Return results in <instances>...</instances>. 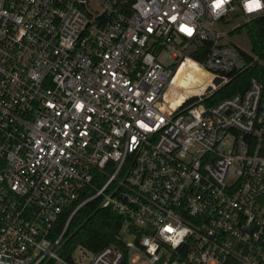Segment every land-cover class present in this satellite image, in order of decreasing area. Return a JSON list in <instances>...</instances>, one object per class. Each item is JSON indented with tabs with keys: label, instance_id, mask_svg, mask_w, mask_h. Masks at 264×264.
I'll return each instance as SVG.
<instances>
[{
	"label": "built area",
	"instance_id": "2783aa9c",
	"mask_svg": "<svg viewBox=\"0 0 264 264\" xmlns=\"http://www.w3.org/2000/svg\"><path fill=\"white\" fill-rule=\"evenodd\" d=\"M255 18L264 0H0V264H264V64L202 102L257 61L216 24ZM185 61L210 78L171 105ZM92 199L120 216L116 242L63 257Z\"/></svg>",
	"mask_w": 264,
	"mask_h": 264
},
{
	"label": "trees",
	"instance_id": "16d2710c",
	"mask_svg": "<svg viewBox=\"0 0 264 264\" xmlns=\"http://www.w3.org/2000/svg\"><path fill=\"white\" fill-rule=\"evenodd\" d=\"M245 33L250 48L251 56L243 54L247 62L253 61L251 57L257 61L242 72L231 75L227 82L218 86L215 90L203 96L202 102L206 105H213L220 100L229 97L237 92L245 89L250 78L262 80L263 64H264V19L255 18L246 24H242L236 29L229 31V34ZM193 51L190 53L191 58L196 62H201L206 52V43H194ZM199 75V78H198ZM197 76V77H196ZM194 78H198L201 86L206 85V80L210 78L208 73L203 69L195 66L191 62H184L177 71L173 87L166 95V99L171 105L175 101H180L183 92L192 93L197 84ZM193 101L187 100L185 104ZM176 102V103H177ZM91 190L85 188L71 206L65 209L57 219L53 232L54 236L59 233L63 227L65 220L79 201L87 197ZM98 199H92L85 202L79 207L69 219L62 236L61 255L68 257L76 246H81L90 251H96L108 244L115 243V236L120 229L122 220L119 215L111 211L109 208L98 207Z\"/></svg>",
	"mask_w": 264,
	"mask_h": 264
},
{
	"label": "rangeland",
	"instance_id": "374dc122",
	"mask_svg": "<svg viewBox=\"0 0 264 264\" xmlns=\"http://www.w3.org/2000/svg\"><path fill=\"white\" fill-rule=\"evenodd\" d=\"M237 23H238V20L237 19H229L228 22H226V23H218V24H216V29L225 34V36L221 40L223 43L233 45L238 50H240L242 53L249 54L248 56H251V54H250V48H249V42H248V39H247L245 33L242 32L241 34H229V31L234 30L233 28L235 27V25ZM240 25L241 24H239V26ZM239 26H237V27H239ZM227 32H228V34H226ZM169 63H170L169 61H166L165 62V64H169ZM198 78H199V75H198ZM198 78H194L195 79L194 81L197 84H194L193 86H195V85H197V86H196L195 89H193V92L192 93H186V94H185V92H183L182 95H181L180 101H178V102L175 101L174 102V105L180 103L182 101V99L184 97L188 96V95L199 93V91L202 88V86L199 84L200 81H198ZM207 82L208 81L206 80L205 83L207 84ZM193 98H196V96H191V98H189V99L191 100ZM186 101L187 100H183L182 103H185ZM168 103H170V102H168Z\"/></svg>",
	"mask_w": 264,
	"mask_h": 264
},
{
	"label": "water",
	"instance_id": "95a60500",
	"mask_svg": "<svg viewBox=\"0 0 264 264\" xmlns=\"http://www.w3.org/2000/svg\"><path fill=\"white\" fill-rule=\"evenodd\" d=\"M222 78L220 77H213L210 81V85H206L204 88V93H209L213 90L214 87H217L218 85H221Z\"/></svg>",
	"mask_w": 264,
	"mask_h": 264
},
{
	"label": "bare ground",
	"instance_id": "6f19581e",
	"mask_svg": "<svg viewBox=\"0 0 264 264\" xmlns=\"http://www.w3.org/2000/svg\"><path fill=\"white\" fill-rule=\"evenodd\" d=\"M185 62H188V61H185ZM184 63V62H183ZM182 63V64H183ZM192 63V62H191ZM181 64V65H182ZM180 65V66H181ZM195 65V64H194ZM180 66L176 69V71H175V74H174V76H173V79H172V82H171V86H170V88L165 92V95H164V99H166V95L169 93V91L171 90V88L173 87V84H174V81H175V77H176V74H177V71H178V69L180 68ZM195 66H197V65H195ZM197 67H199V66H197ZM200 68V67H199ZM202 69V68H201Z\"/></svg>",
	"mask_w": 264,
	"mask_h": 264
},
{
	"label": "snow or ice",
	"instance_id": "6c2138e0",
	"mask_svg": "<svg viewBox=\"0 0 264 264\" xmlns=\"http://www.w3.org/2000/svg\"><path fill=\"white\" fill-rule=\"evenodd\" d=\"M218 7H219V4L217 5ZM256 6H259L258 4L256 5ZM186 31H189V33H190V30H188V29H185Z\"/></svg>",
	"mask_w": 264,
	"mask_h": 264
}]
</instances>
